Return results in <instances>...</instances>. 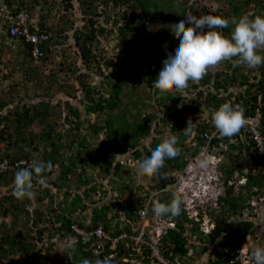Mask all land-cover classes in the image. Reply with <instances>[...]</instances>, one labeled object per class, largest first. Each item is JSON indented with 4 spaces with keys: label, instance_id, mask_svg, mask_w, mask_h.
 Here are the masks:
<instances>
[{
    "label": "trees",
    "instance_id": "obj_1",
    "mask_svg": "<svg viewBox=\"0 0 264 264\" xmlns=\"http://www.w3.org/2000/svg\"><path fill=\"white\" fill-rule=\"evenodd\" d=\"M6 1L10 2V0ZM176 1L61 0L58 5L54 3L57 11L64 9V17L68 12L76 9V4H78L79 11L82 13V24L76 27L75 22L62 18L58 24L54 25L48 22L52 12L42 14L39 28L50 31L52 38L43 47L45 56L41 61L33 59L31 43L22 39L16 42L15 36H12L10 32L0 35V68L9 65L11 68H16V73H20V79L11 82L8 92H1L2 87H0V164L6 166V169L0 171V264H5L6 260H9L8 264H45L52 257L51 252L56 251L55 243L63 244V242L62 249L56 254L59 257L57 264H80L82 259L94 262L96 259H103L113 251H119L112 257L113 264H132L123 261L125 255L128 254L125 239L121 240L117 249L114 250L111 248L112 237L121 233H133L128 220L137 223L140 218L139 211L147 205L148 200H150L149 212L151 213H153L151 209L154 202L167 203L171 200L172 193L176 192L172 186L177 181V173L181 172L187 163L185 151L188 148L185 142L190 135L198 141L199 146L208 143L211 151L225 152L230 160L229 165L224 163L222 166L226 173V181L233 179V174L237 170L240 176L247 178L245 186L247 191L243 192L241 188L237 193L235 184L230 185L225 194L217 198L218 213L206 207V212L200 211L199 219L188 214L187 202L180 194L183 201L182 212L172 218L176 226L164 237V245L167 244L164 246L165 255L173 259V256L177 254L187 255L190 247L197 248L198 245L189 242L186 234L189 229L202 244L206 245H202L200 252L195 251L198 255H204L208 252L209 246L214 245L211 251L212 256L218 254V258L213 260L209 255L208 264L221 261L224 251L227 259L246 241L254 222L249 217L241 220L237 217L243 213L249 200L259 196V192L253 191V188H257L260 195H264V153L256 147L252 132L244 128L231 139L222 138L218 133L212 137L216 129L210 118L208 122L200 121L197 126L193 127L191 134L185 135L183 129L187 123L182 125L178 116L166 113L159 118L155 114L148 113L146 108L148 104L143 97L138 95L136 99L133 98L136 94V87H139V85L136 86L137 81H143L153 89L154 93L159 94L157 103L166 111L178 107L180 103V96H174L173 92L161 94L153 86V81L163 67V60L167 58L168 52L172 51L166 49L165 54L160 53L158 48L165 49L164 45L159 46L155 40L145 39L148 21L161 16L182 19L186 15L187 8L183 4H180L179 10H174ZM251 5L255 6L252 17L264 14V0H230L229 6L220 8L215 15L231 21L234 17L239 18L247 14L244 8ZM117 8L119 11L116 15H106L107 10L110 12ZM59 25H63L62 28H58ZM67 29L72 30V33L67 35L65 33ZM231 30L232 25L229 23L223 31L230 35ZM114 31L118 35L116 47L119 54L110 57L107 55L108 49L105 43L112 37ZM168 31L169 29H164L160 35L165 37ZM71 39L74 41V55L69 59L67 56L69 51L66 50L65 45ZM55 40H57L55 44L60 45L58 48H54V44H49ZM14 43L18 45V48H13ZM6 51H10L16 59L4 62L3 53ZM56 56L61 57V60L57 61L55 67H60L59 71L70 72L71 78L79 83L84 94L83 106H85L86 114L79 107L71 104L69 100L65 101L66 113L61 110L60 102L52 103L57 93L56 89L68 91L65 83H61L59 71L56 72L50 68L53 72H46L47 68L52 67L50 64ZM81 61L84 63V69L79 66ZM111 68L113 70L106 76L110 81L106 92L103 91V85L89 83L90 71L104 75V70ZM230 68L234 71L232 75L225 71ZM241 70L240 66L233 67L232 61H227L223 69L215 71L216 76L222 77L224 83L218 80L216 91H210L206 95L204 101L210 116L213 109L225 102L238 104L244 109L245 115H251L254 112L253 106L256 104L257 94L260 92L263 95L261 103L258 104L264 113V64L260 65L259 80L254 83L250 82V76ZM9 76L10 74L7 73L4 78ZM209 78H211L210 74L203 79L209 81ZM238 79L241 86L245 83L249 84L244 94L235 96L234 101H229L228 97L220 95V87L236 82ZM130 85L134 87L126 90ZM69 86L73 89L76 84ZM189 86H192L190 82ZM20 88H24L27 93L21 94ZM38 91H43L42 95L48 99L44 97L37 103H23L25 96H31L30 92L39 95ZM68 93L75 96L73 91ZM246 93L248 96L245 97ZM202 95L203 93L199 95L200 98ZM240 100H242L241 103ZM10 104L15 105L7 107ZM188 108L199 113L200 104L191 101ZM85 117L88 123L95 119L90 124V135L96 138L95 140L99 139L100 133L104 134V137L99 140L100 147L96 146L90 135L81 133ZM173 117L176 120L171 123ZM61 120L69 124L66 133L58 130ZM153 121H156L161 128L154 134L152 133L153 126L151 127ZM262 122L264 125V118ZM166 127L170 135L177 137L180 155L175 159L165 161L161 174L151 177L154 184L148 187L147 185L131 187L130 183L125 182V187L130 186V189L125 188L117 194L112 193L109 203L99 204L100 200L93 195L100 188L93 184V177L88 175L87 171L90 167L103 166L102 160L106 161V159H108L106 165H109L117 154L123 155L129 150H133L136 159L149 156L151 154L149 149L155 148L163 137L168 135L163 129ZM150 136H152V141L148 146L146 139ZM34 160L50 162L52 168L44 173L48 186L46 188L36 186L35 197L37 199L33 203L35 208H32V199H17L13 195V180L15 172L20 167L27 166ZM121 167L122 164L118 162L114 171V177L120 180L123 179L120 172ZM243 171H246L245 174ZM5 187L8 189L3 192ZM154 191L158 192L151 199L150 194ZM86 198L92 204L98 205L93 207L91 218H89L90 224L86 223L85 216L81 218L75 216L88 207ZM44 201L50 202V204L45 203L47 204L46 209L36 207ZM110 210L115 211L113 217H109ZM206 214L215 222L214 229L208 234L200 229V223ZM165 217L172 216H163ZM122 223L124 225H121ZM74 224L87 230L102 224L106 233L103 238V247H100V241L94 242L95 238L91 240L94 247L101 250L100 254H95L88 244L82 242L81 238L75 241L74 246H68L65 239L77 236L73 229ZM142 264L150 263L144 260Z\"/></svg>",
    "mask_w": 264,
    "mask_h": 264
},
{
    "label": "clouds",
    "instance_id": "obj_2",
    "mask_svg": "<svg viewBox=\"0 0 264 264\" xmlns=\"http://www.w3.org/2000/svg\"><path fill=\"white\" fill-rule=\"evenodd\" d=\"M54 3H57L58 5L61 3V0H10L8 3L6 0H0V33L5 34L6 32H10L12 36H15L16 42H19L20 39H22L25 42L31 43L33 59L41 61L45 56L43 47L46 42H50V39L52 38L50 31L41 30L39 28V21L42 14L52 12V15H49L48 18L50 24L52 23V18L56 19V22L53 23L54 25L58 24L62 18L65 20L64 9L62 11H57ZM80 15L82 16V13ZM183 18L184 19L172 24L170 27L172 34L179 41V44L175 48L174 54L168 52L167 58L163 60V67L153 81V86L158 89L161 94L173 92L175 94L174 96L181 97L178 107H174L169 111L175 112L179 121L183 125H185L183 123L184 117H181L184 110H187L190 113L191 116L187 118L186 122L187 126L183 129L185 135L191 134L193 132V127L197 126L200 121L203 120L208 122L211 118L213 126L216 129L213 131L215 132L213 136L218 133L222 138L226 137L231 139L238 135L242 129L248 127V118L255 117L258 110L261 112V119L263 120L264 113L262 112V107L258 104L261 103L263 93L260 92L257 94V101L253 106L254 112L251 115H245L244 109L240 105L225 102L218 108L213 109L210 116L204 100L206 99L208 92L216 91L218 80H221L224 83L223 78L216 76L215 71L220 70V68L223 69L227 61H232L233 67L240 66L242 68L241 71L250 76V82L254 83L259 80L258 69L260 65L264 64V14H258L254 17L242 15L239 18H232L231 21L221 16L211 14H201L196 16L186 13ZM229 23L232 25V30L230 35H227L223 30L229 26ZM62 26L63 25H59L58 28H62ZM15 28L19 29L18 32L14 30ZM24 30L37 34H49V38L43 41L40 45V48L43 51V56L41 58L37 59L34 57L33 48L35 43L26 39V32L25 34L22 33ZM65 33L68 35L71 34L72 31H68L67 29V32ZM56 41L57 40L49 44H54L53 47L58 48L60 45L55 44ZM55 64L57 65V61ZM79 66L83 67L84 63L81 61ZM112 70L113 68L105 69L104 75L90 72L89 83L92 85H103V91L106 92L109 88L110 82L106 76ZM58 71L59 70L57 69L56 72ZM69 71L70 70H68V72ZM225 71H227L229 75L234 73L232 68L225 69ZM66 72H62V70L59 71L61 83L66 84L69 83L67 81L73 79L70 76V72ZM92 74H95L94 77L96 78H101L99 83L92 82ZM208 74L211 75V78H209V81H204L203 78ZM189 82L193 87L189 86ZM239 82L240 80L238 79L236 82L224 84L223 87H220V95H223L225 98L228 97L229 101H234L236 98L235 96L244 94L249 86V84L246 83L241 86ZM57 90L56 92L58 93ZM59 90L62 91V89ZM67 93L68 92H66V94ZM201 93H203V95L200 98L199 95ZM38 94L39 95L31 96V98L28 97V101L26 100V102H40L44 97L42 98V94ZM246 96H248L247 93L245 97ZM34 97H41V99L37 102H32L34 101ZM191 101H196L200 104L199 113H195L188 108ZM241 102L242 100H240V103ZM14 105L15 104H10L7 107H12ZM3 111H5V109ZM91 123H89V126ZM177 144L178 139L175 135H166L163 137L161 142L155 148L151 149V154L138 162L137 174L146 177L160 175L161 170L165 167V161L167 159H175L180 155V149L177 147ZM185 144L188 148V150L185 151L187 163L185 168L177 173V181L174 182V185L172 186L176 192L172 193V198L167 203L156 201V199H154L156 202H154L151 209L153 213L149 212L150 217L153 215L157 218L161 217L160 221L162 223L155 222L149 218L153 225L146 227L144 222L147 221V219L142 217L143 213H141V211L147 206L144 205L139 211L140 218L137 223L128 220L131 224L133 233H121L112 237L111 248L114 250L117 249L121 240L125 239V247L128 254L125 255L124 262L142 264L144 260H148L150 264H163L160 262L159 257L170 259L165 255L166 248L164 246L167 244L164 245V237L168 234L169 230L174 229L176 226L172 218L180 215L182 212L181 204L183 201L181 195H183L184 201L187 202L186 209L188 214L193 216V218L199 219V213L201 210L206 212L205 210H207V208L208 210H213L210 207H218L217 198L224 195L227 187L230 185L235 184V192L237 193L241 188L243 191H247V189H245L247 178L242 175L240 176V172L237 170L233 174L234 178L226 181V173L222 169V166L224 163L229 165L230 160L225 152L219 151L220 153H216L215 151H211L208 143L199 146L198 141H195L191 135L188 137ZM258 147L264 152V147H260L259 144ZM51 168L52 165L50 162L45 163L39 160H34L29 165L20 167L14 174L13 195L17 199L34 198L37 194L36 186H39V188H46L48 186V181L44 173ZM4 169H6V166L0 164V171ZM245 172L246 171H243L244 174ZM235 173H237V175ZM182 176L185 177L183 178ZM252 190L258 191L259 196H255L249 200L243 213L237 217V219L240 220L249 217V219L254 222L251 232L256 224L260 222L257 217L260 212V205H264V195H260L261 193L257 188H253ZM154 192L150 194L151 199L155 197L158 191ZM200 206L201 208H199ZM149 209L148 206V210ZM111 212H114L115 215V211ZM250 212L251 215H249ZM168 215L172 217L163 218V216ZM125 220L126 218L122 222L124 223ZM86 223L90 224V220L87 219ZM123 223L121 225H124ZM154 225H156V227ZM99 227L103 229L102 224H99L98 227H94L90 230L81 229L92 231L97 230ZM214 227L215 222H213L206 214L203 217V221L200 223V229L205 234H208L212 232ZM75 234L79 237L75 235L74 237H68L65 239L68 246H72L79 238L82 239L78 233L75 232ZM250 234L247 236L246 241L240 247L236 248L227 259L225 258L226 252L224 251L222 254V260L213 264H224L228 262L235 257V255L240 253L242 249L249 252H245L244 257L246 260L250 261V264H264V247L256 246L251 249L249 245ZM105 236L106 233L99 238L101 248L104 245L103 238ZM97 238L98 237L94 239V242H97ZM91 240L84 243L82 239V242L86 245L88 244L89 248L92 249L95 254H100L101 250L94 247ZM189 242L191 243L190 240ZM63 245L64 242L63 244L55 243L56 251L51 252L52 257L49 258L47 261L48 263H53L54 260L59 259L56 254L60 252ZM213 246V244L210 245L208 252L201 256L198 255V253H195V251H198V248L190 247L187 255L184 256L183 254H177L170 260H172L173 264H208L209 258L212 256L211 251ZM118 252L119 251H113L111 254H107L103 259H96L94 262L89 259H82L80 264H113L112 257L117 255ZM69 258L72 260L71 255H69ZM211 258L216 260L218 254H213ZM54 264H56V262Z\"/></svg>",
    "mask_w": 264,
    "mask_h": 264
},
{
    "label": "rangeland",
    "instance_id": "obj_3",
    "mask_svg": "<svg viewBox=\"0 0 264 264\" xmlns=\"http://www.w3.org/2000/svg\"><path fill=\"white\" fill-rule=\"evenodd\" d=\"M229 2L230 0H177L175 2V6L173 7L174 10H179L180 4H183L186 8H187V12L188 14H192V15H196L199 16L201 14L203 15H215L220 8L222 7H228L229 6ZM254 5L251 6H246L244 8V10L247 11V14L244 15H248L249 17H252V14L254 12ZM76 9L71 10L70 12L67 13V16L65 17V19L69 20V21H73L75 22L74 26H80L81 23V12L79 11V5L76 4ZM107 14L106 15H113L119 11L118 8L117 9H113L109 12V10H107ZM243 12V11H242ZM183 19V18H182ZM75 20V21H74ZM181 19L179 17L176 18H169L167 16H161L158 18H155V20L153 21H148V27H147V36L145 37V39H153L155 40L156 43H158V45H164L166 46L165 49H161L158 48L160 53L165 54L166 49H168L169 51H172L174 54V50L175 48L178 46L179 41L174 38L172 32H171V25L174 23L179 22ZM52 23L56 22L55 18L51 19ZM169 29V33H167V35L164 37L162 35H160L161 31H164V29ZM72 31V30H71ZM1 34V33H0ZM0 41H1V37H0ZM118 41V35L116 34V32L114 31L112 33V37L106 41V48L108 49V56L110 57H115L117 56L119 53L117 51V44ZM74 43L73 39L70 40V43H68L65 48L68 52L67 56L70 57L74 54V45L72 44ZM13 48L16 49L18 48V45L16 43H14ZM158 51V52H159ZM64 53V52H63ZM4 55V62L5 60H13L16 59V56L13 55L12 53H10V51H6L5 53H3ZM63 57V55L61 56ZM61 57H55L53 59V63H51L52 67L47 68L46 72H50L52 73V70L57 71V69L59 70V67H55L56 61L61 60ZM3 62V63H4ZM50 68H53L52 70ZM257 68V67H256ZM16 68H11V66H2V68H0V87H2L1 92L5 93L8 92V90L10 89L11 86V82L17 81L20 79V73H16L15 72ZM91 72V71H90ZM9 73L10 76L8 78H4V75ZM13 74V75H11ZM95 74H92V82L94 83H99L101 78L98 77H94ZM69 83L65 84V87L68 88V91H61L58 89V93L55 94V96L52 99V103H59L61 107V110L63 111V113H66V106H65V101L66 100H70V102L75 105V106H79L80 109L83 111L84 114L85 113V106H83L82 102L84 100V94L82 89H80L81 87L79 86V83L76 82L75 79H71L70 81H67ZM75 83L76 86L75 88L72 89V87H70V84ZM138 88H136V94L133 95V98L136 99L137 96L139 95V97H143L144 101L148 104L146 106V108L148 109V113L149 114H155L156 116L163 117L164 114H173L175 117L177 116L175 112L173 111H166V109L164 107H161L158 105L157 103V97L158 94L154 93V91L149 88V86L146 85V83H144L143 81H137L136 86H138ZM69 87L71 89H69ZM132 87L134 86H129L128 88H126V90H130ZM57 90V89H56ZM19 91L21 92V94H26L27 92L24 90V88H20ZM61 91V92H60ZM75 94V96H70L68 93L66 94V92H72ZM76 91V92H75ZM31 93V92H30ZM29 95L33 96L31 93ZM38 93L42 94L43 91H38ZM35 95V94H34ZM31 96H29V98H31ZM42 98L45 97L44 95L41 96ZM41 97H34V101L32 102H37L41 99ZM46 98V97H45ZM28 99L27 96H25V99L23 100V102H26V100ZM48 99V98H47ZM28 101V100H27ZM152 104V105H150ZM191 115L187 110H184L183 115L181 118L184 117L183 119V123L186 124L187 122V118H189ZM95 116H93L94 118ZM173 117L171 120V123H174L176 118ZM86 120L83 122L85 123L84 125H82L83 127L81 128V133L83 134H91V130H90V126L87 120V117H85ZM180 118V119H181ZM95 119H92L91 122H94ZM170 125V124H169ZM183 125V124H182ZM153 131L152 133L154 134L155 132H157L158 130H160L161 128H159V126L157 125L156 121H153ZM69 128V124L63 122V120L60 121L59 125H58V130L66 133V130ZM166 134L170 135L169 133V129L166 127L163 128ZM100 137L99 139L95 140L96 138H94L93 136H91V140H94L96 146H101V144H99V140H101L104 137L103 133H100ZM152 136H150L149 138L146 139V144L148 146H150L151 141H152ZM189 141V140H188ZM152 148H150L149 150H151ZM205 153V152H204ZM206 154V153H205ZM144 157L136 159L133 155V150H129L126 154L123 155H116L114 161L109 164L106 165V162L108 159L102 160V165L103 166H99L98 168H93L90 167V169L87 171L88 175L91 177H93V184H96L97 188H100L99 191L94 195L91 193V195H93V197L98 198L99 204L102 203H109L110 202V197L111 194H117L118 192H120L121 190L124 191L125 188L130 189L129 187H135V186H139V185H147V187L149 185L154 184L152 182V178L151 177H146V176H140L137 174V165L138 162L141 161ZM120 162L122 164L121 167V176L123 179H117V177H114V171H115V166L116 164ZM234 166V165H233ZM108 170H107V169ZM237 175V173H235ZM183 178L185 176H182ZM115 178V179H113ZM115 180V181H113ZM124 180V181H122ZM125 182L130 183L131 185L129 187H125ZM102 186V188H101ZM146 187V188H147ZM8 189V187H5L3 189V192H6V190ZM243 192H246L245 190ZM36 197L32 198L33 202L31 205H33L32 208H35L34 206V202L36 201ZM86 202L88 207L86 208V210L81 211L79 213H77L75 216H77V218H81L82 216L86 217V220L91 218L92 215V211H93V207L94 206H98L97 204H92L87 198H86ZM46 201L42 202L41 204H38V206L36 207H42L41 209H46L47 203ZM213 209L214 213H218L217 207H210ZM114 216V212L109 211V217H113ZM258 220L260 221L258 224H256L255 228L253 229V231L250 234L249 237V245L250 248L252 249L253 247L256 246H261L264 247V205H260V212L258 215ZM7 221H9V219H7ZM186 234H188L189 236V240L191 241L192 244L194 245H198V251L200 252L202 250V245L204 246L205 244H202V242L197 239L195 234H192L191 231L189 230ZM9 260L5 261V264H8ZM55 262H57V260H54L53 263L52 262H47V264H54ZM57 264V263H56Z\"/></svg>",
    "mask_w": 264,
    "mask_h": 264
},
{
    "label": "built area",
    "instance_id": "obj_4",
    "mask_svg": "<svg viewBox=\"0 0 264 264\" xmlns=\"http://www.w3.org/2000/svg\"><path fill=\"white\" fill-rule=\"evenodd\" d=\"M14 30L16 32H18L19 29L15 28ZM25 32H26V34H25ZM22 33L26 35L27 40H31L35 43L34 48H33L34 57L37 59L41 58L43 56V51L41 50L40 45L43 41H45L49 38V34H47V33H40V34L31 33V32H27V30H24ZM261 117H262V114L258 110V113L255 117L248 118V127H246L248 129V131L252 132V137L254 138V140L256 142V147H258V144L260 147H264V125H263ZM214 134H215V132H213L212 137ZM259 150H260V148H259ZM260 152H262V151L260 150ZM149 203H150V200H148L147 206L141 211V213H143L142 217L147 219V221L144 222V225L146 227L153 225L152 222L149 220V218L151 220H154L155 222H161L160 221L161 217L157 218L155 215L150 217V213L148 210ZM171 224H172V221H171ZM154 226L156 227V225H154ZM73 229L76 233H78L82 237L84 243H86V242H88L91 239L96 238V237H98L97 242H99V238H101L105 234L101 227H99L97 230L85 231V230L81 229L80 227H78L77 224H74ZM100 247H101V244H100ZM245 252H248V251L242 249L240 251V253L235 255V257H233L232 259H230L228 262H226L224 264H250V261L246 260L244 257ZM158 256H157V258H158ZM159 260L163 264H173L172 260L167 259V258L159 257Z\"/></svg>",
    "mask_w": 264,
    "mask_h": 264
}]
</instances>
